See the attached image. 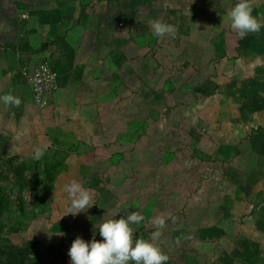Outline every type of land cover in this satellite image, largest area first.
<instances>
[{"label": "rangeland", "instance_id": "374dc122", "mask_svg": "<svg viewBox=\"0 0 264 264\" xmlns=\"http://www.w3.org/2000/svg\"><path fill=\"white\" fill-rule=\"evenodd\" d=\"M259 1L254 7L263 10ZM237 2L73 1L75 10L89 11L71 33L78 49L68 55L69 68L57 69L77 87L73 98L56 109L50 101L38 113L19 73L24 111L0 106V184L22 199V211L10 210L9 227L0 231L1 264H71L68 251L78 236L102 240L101 223L132 212L144 216L130 225L134 241L151 239L156 216L177 218L156 241L169 256L165 264H215L227 257L221 237L228 241L252 223L226 198L231 189L247 188L245 182L264 181V119H256L264 114V80L249 85L261 105L250 116L243 115L247 100L236 96L248 87L249 70L251 78H264V27L240 38L227 15ZM155 20L174 25L176 35L156 37L149 28ZM232 89L239 91L231 96ZM37 147L46 151L34 161ZM66 150L79 157V178L58 177L71 165L63 159ZM72 180L95 204L64 215L71 203L64 186Z\"/></svg>", "mask_w": 264, "mask_h": 264}, {"label": "crops", "instance_id": "0c3cea01", "mask_svg": "<svg viewBox=\"0 0 264 264\" xmlns=\"http://www.w3.org/2000/svg\"><path fill=\"white\" fill-rule=\"evenodd\" d=\"M47 1L48 0H0V95H4L6 91L10 89L12 90V94L15 93V95L21 98L22 103L17 107L18 114L24 111L25 108V101L18 82L21 76H19L20 67L28 64L32 69V66L36 67L41 62L46 61L51 64L57 72H59L57 69L61 70L64 67L67 70V68H69L68 55H75L78 49L77 45H74L75 41L76 43L78 42V39L74 40L75 38L71 36V33H74L73 28H77L80 24L79 16L81 12L85 11V14L89 12L88 10H83V7H79L78 10H75L73 8L74 0H69L72 2L71 4L63 2L64 0ZM262 4L264 5V0H260L258 6L262 7ZM22 12L29 13L28 20H20V14ZM74 12L77 13L76 17H74ZM253 15L258 16L257 18H263L264 9L260 10L254 7ZM35 17L38 18V21ZM64 32L65 34L63 35L62 33ZM58 74L59 78H61L60 83L56 89L54 99L51 100L54 103V106L52 105L53 103L51 106L55 109L58 107L61 108L67 100L73 98V93L77 89V87H72V85L68 83V78L61 75V72ZM246 77L245 81L248 82V87L243 85L242 92L239 94H237L239 89H232L231 96L237 94L236 96L241 95L239 97L245 98L243 99L245 101L247 100V106L243 110V115L245 116L246 113H249L250 116L252 113L251 110L253 108H259L261 105H256V96L258 97V95L257 93H255V95L252 94L254 91L251 90L249 85L251 86L252 83L256 85L258 82H262L264 78L262 79L258 74L251 78L250 70ZM81 78L86 79L83 76ZM262 83L264 86V82ZM255 89L257 88L255 87ZM260 90L264 91L261 88ZM258 94L260 98L263 95L260 92ZM252 98L255 99L254 102ZM234 102L237 106V101L234 100ZM246 104L244 101L240 100V102H238V107L240 106L243 108ZM29 105L30 104H28V106ZM0 106L2 107V111L7 108L4 104H1V102ZM9 107L10 106H8V108ZM41 111L42 110H37L38 113ZM234 116L236 118H234ZM237 116L240 118L241 114ZM237 116L233 115L232 120H236ZM260 118L264 119V114H258L256 116V119L260 120ZM243 119H245V117ZM253 119L254 118H247V121ZM4 125L0 127V131L5 129ZM249 128H251V126H249ZM8 131L10 132V130ZM259 135H261V133ZM54 143L56 146L59 145L58 147L65 148L60 145L59 142ZM65 143L69 144V142ZM67 149L69 150V148ZM65 153L67 155L63 159L67 160L69 164L71 163L72 168L71 165H67L68 168H62L58 177L61 179L65 173H71L72 175L76 174V177L79 178V175H81L80 172L82 171V167H80L78 163L79 157L75 158L74 153L68 152L67 150ZM75 168L77 170H75ZM245 183L247 188L239 186V191L235 190V188L231 189L232 195L228 196L226 200L232 201L233 206L235 204L239 205L240 208L238 207V209H241V211L237 213H239L240 216L241 214L242 216L244 214L247 215L245 219L250 217L252 228L248 229L246 227L248 225L245 224L239 233L236 232L233 236H228V241L225 240L227 238L226 236H222L219 243L221 248H223L222 254L226 253L227 257L223 256L219 260H216L215 264H264V196L259 195L262 189L264 190V181L261 183L255 181V184H250V182ZM244 190L245 192L247 190L245 196L240 194L244 192ZM250 200L253 205L247 207L250 205ZM256 209L263 215L255 212ZM257 214H259V219L256 218ZM247 221L249 222L248 219ZM230 237L232 239H230Z\"/></svg>", "mask_w": 264, "mask_h": 264}, {"label": "clouds", "instance_id": "9594fccd", "mask_svg": "<svg viewBox=\"0 0 264 264\" xmlns=\"http://www.w3.org/2000/svg\"><path fill=\"white\" fill-rule=\"evenodd\" d=\"M254 5L255 0H238L227 13L231 21V29L240 38H244L250 33H259L260 29L264 27V20L253 15ZM149 28L158 38L174 37L177 32L174 25L161 20L152 21ZM0 102L6 107H19L22 100L19 96L9 92L0 95ZM45 151V147H37L33 150L31 158L34 161H39L43 158ZM64 191L71 202L64 215L87 212L95 204L90 191L76 180L67 183L64 186ZM176 219L171 214L156 216L152 220V224L158 230L152 233L151 239L141 238L135 241L133 240L134 229L130 225L140 224L144 220L141 213L132 212L126 218L105 220L99 226L102 240L93 238L91 242H87L78 236L72 242L68 251L70 262L71 264H130V262H134V264H165L169 260V256L161 250L156 241L159 240L162 230L167 226L166 222L172 220L175 223ZM58 234L63 235L59 232Z\"/></svg>", "mask_w": 264, "mask_h": 264}, {"label": "built area", "instance_id": "2783aa9c", "mask_svg": "<svg viewBox=\"0 0 264 264\" xmlns=\"http://www.w3.org/2000/svg\"><path fill=\"white\" fill-rule=\"evenodd\" d=\"M28 18V12H22L20 14L21 21H26ZM20 74L30 86L34 106L39 111L43 110L54 98V92L59 80L58 73L48 62L44 61L32 69L27 65L21 66Z\"/></svg>", "mask_w": 264, "mask_h": 264}, {"label": "trees", "instance_id": "16d2710c", "mask_svg": "<svg viewBox=\"0 0 264 264\" xmlns=\"http://www.w3.org/2000/svg\"><path fill=\"white\" fill-rule=\"evenodd\" d=\"M41 63H43V62H41ZM19 73H20V70H19ZM13 199L15 200L16 205H15V202L12 201ZM41 204L43 207L44 201H42ZM10 210H15V211L21 212L22 211V199H21V197L13 198L12 196H10L7 192H5V190L3 189V187L0 184V231H1V229H5V228L9 227L8 225L10 222L7 218V213ZM2 256H3V248L0 245V259L2 258ZM0 264H1V262H0Z\"/></svg>", "mask_w": 264, "mask_h": 264}]
</instances>
